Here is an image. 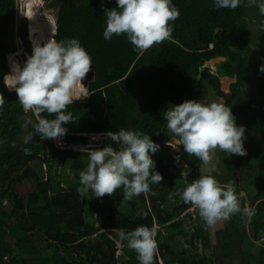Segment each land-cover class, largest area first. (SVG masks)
I'll list each match as a JSON object with an SVG mask.
<instances>
[{
    "label": "trees",
    "instance_id": "16d2710c",
    "mask_svg": "<svg viewBox=\"0 0 264 264\" xmlns=\"http://www.w3.org/2000/svg\"><path fill=\"white\" fill-rule=\"evenodd\" d=\"M19 1L0 0V264H7L5 257L9 264H139L126 241L120 243L124 253L117 256V251L118 232L140 225L156 226L154 264H222L224 256L237 264H264V252L259 251L264 247V72L259 70L264 54L257 67L247 66L253 32L246 0L236 9H217L213 0H173L180 15L169 22L170 37L145 51L134 50L125 35L104 39V13L117 6L116 0H52L59 7L54 39H79L95 71L88 98L67 106L78 117L64 125L67 133L106 134L125 128L152 135L160 145L153 159L161 182L150 184L149 192L130 201L123 199L121 189L99 198L91 191L87 197L79 195L87 152L62 149L56 140L41 139L28 123L38 119L36 114L25 113L16 92L5 86L8 54L20 46L32 53L28 20L19 17ZM220 57L224 60L216 72L206 66ZM223 76L237 78L232 99L222 89ZM250 78V92L243 102L241 86ZM209 90L213 102L230 107L237 124L245 127L247 154L229 156L217 148L211 154L213 171L183 150L178 154L186 162L181 169L190 171L184 178L181 170L172 171L180 161L166 158L175 137L163 112L185 100H202ZM40 116L54 118L46 112ZM29 132L34 138L25 145L23 137ZM109 143L117 147L111 140L101 147ZM40 158V168L29 165ZM205 172L221 184L231 183L241 207L250 209V214L241 212L224 220L215 246L210 245L199 210L192 213L193 206L178 194ZM25 180L34 186L27 198L17 190V183ZM6 237L16 239L14 248ZM200 248L213 250L218 261L199 252Z\"/></svg>",
    "mask_w": 264,
    "mask_h": 264
},
{
    "label": "clouds",
    "instance_id": "9594fccd",
    "mask_svg": "<svg viewBox=\"0 0 264 264\" xmlns=\"http://www.w3.org/2000/svg\"><path fill=\"white\" fill-rule=\"evenodd\" d=\"M242 2L213 0L217 9H236ZM247 2L249 6L256 5L264 16V0ZM116 4V7L105 10L103 37L111 40L114 35H125L137 51H145L168 39L171 34L169 22L177 20L180 15L173 0H116ZM92 65V57L79 39L57 41L51 38L44 43L33 42L31 55L27 56L23 66L13 62L12 72L4 76V84L9 90H15L25 113L31 111L38 117L28 122L35 134L43 140H56L59 144L58 138L63 139L68 132L64 125L78 118L67 110V106L89 96V86L87 89L83 80ZM259 70L264 72V64ZM226 94L233 96L232 87L230 93ZM2 106L3 100H0V111L3 110ZM45 112L49 116L54 114V118L41 117L40 114ZM163 118L167 129L176 138V142L169 145L173 149L182 145L184 152L197 157L205 165L217 148L229 156L247 154L244 147L246 129L237 124L232 109L222 102L185 100L168 107L163 112ZM105 135L116 142L117 147L109 143L103 148L86 149L87 167L80 172L79 195L87 197L91 191L94 197L99 198L121 189L123 199L130 201L141 193L149 192L150 184L161 182L162 175L157 171L153 159L160 145L153 141L152 135L125 128L108 131ZM33 138V133L29 132L23 137V143L27 145ZM95 139L97 137L94 136ZM175 159L179 161V155ZM178 194L184 203L199 210L207 226L228 220L237 213L250 214V209L241 207L231 183L221 184L206 172L178 190ZM147 214L140 213L143 216ZM156 234L154 225L151 228L140 225L127 232L121 229L118 243L126 241V246L136 252L139 264H154Z\"/></svg>",
    "mask_w": 264,
    "mask_h": 264
},
{
    "label": "rangeland",
    "instance_id": "374dc122",
    "mask_svg": "<svg viewBox=\"0 0 264 264\" xmlns=\"http://www.w3.org/2000/svg\"><path fill=\"white\" fill-rule=\"evenodd\" d=\"M20 2V10H19V17L20 18H26L28 20V32H29V38H30V41H31V48L33 50V38L31 36V30H30V20L23 14V9H22V0L19 1ZM39 11L41 12V14H51V15H54L55 17L58 15V11H59V7H56L53 5V1L52 0H40V5H39ZM246 16H247V22H249L250 24V27L252 29V32L250 34V39H251V43L249 45V50H247V53H246V62H247V66L252 69L253 67H257L258 64L260 63V60L262 59V56L264 54V16H262L260 13H259V10H258V7L256 5H252V6H249L247 0H246ZM55 35V34H54ZM251 50V51H250ZM250 51V52H249ZM14 53L16 54V58L19 60L21 66H23L24 62L26 61L27 59V56L28 55H31V53L24 47V46H20L16 51H14ZM8 60H10V53L8 54ZM223 58H217V59H213L211 60L210 62L207 63V66L211 69H213V71L215 72L216 71V67H217V64L222 61ZM9 64V63H8ZM9 67H10V64H9ZM236 81V78L233 77V78H222L221 79V86H222V89L226 92H229L231 91V87H232V84L235 83ZM84 83V82H83ZM85 85V84H84ZM250 87H251V78L246 82V84L242 85L241 86V93L243 94V102H246L247 98H248V95H249V92H250ZM11 91H15V90H11ZM89 94V93H88ZM212 91H208L207 92V96L202 99V100H196V101H203L205 103H210V102H213V96H212ZM88 98V97H86ZM86 98H82L80 100H84ZM233 98V96H232ZM78 101V100H76ZM101 136L97 139L100 141L97 145V146H94V147H91V146H77L76 144H69L67 142H63L62 138H58V143L57 144L58 146H60L61 143H63L60 147L62 149H65V148H73V149H76V150H83V151H86V149L88 148H102V144L105 142V141H109L110 139L105 135V134H100ZM96 140V139H95ZM97 140V141H98ZM176 142V138H174L172 140L171 143H175ZM183 146L180 145L178 146L177 149H173L172 147L168 149V154H166V158L168 159L169 156H173L174 158L178 155V154H182L183 152ZM180 159V164L177 165L175 164V166L172 167V171L174 173H179L180 170H181V174L184 178H186L188 176V173L190 172L189 170H186V169H181L182 166H185L186 165V162L184 160V158L182 156H179ZM176 160V159H175ZM41 163H43V158H40V159H37L35 161H31L29 163L30 166H33V167H36L37 169L40 168V165ZM217 165V164H216ZM204 168L206 169H210V170H213L215 169V163L213 164L212 163V160L209 161V163L207 165H203ZM43 169L46 168V165L43 164ZM67 173L70 174V170L68 169L67 170ZM71 176H73V174H71ZM159 187V186H158ZM34 189V186L32 184L31 181L29 180H25L23 182H18L17 183V190L18 192L25 198H27L30 193L32 192V190ZM0 192H1V188H0ZM1 200V199H0ZM3 204L6 206V207H11L10 203L8 201H4ZM196 208L192 207L190 209V211L193 213L194 210ZM193 216L195 217V214H193ZM225 225V221L224 220H220L218 221L215 225L213 226H207V230H208V234H209V240H210V245L211 246H215L217 244V237H216V233L218 230L222 229ZM156 227V226H155ZM7 238V241L10 242V246L12 248L15 247V241L16 239H11L9 237H6ZM256 243H258V245H263V242H259L257 241ZM26 245H28V243H25ZM118 246H120V249L117 251V256H121L123 253H124V250L122 249V246L120 243H118ZM260 247V246H259ZM222 251L223 253L225 254L226 250L223 249L222 247ZM259 251L261 252H264V247L261 249L259 248ZM199 252H202L204 255H206L209 259H212V257L214 256L215 259L218 261L215 253L213 252V250H211L210 248H200ZM9 257H5V262L7 264H9ZM222 264H237L236 260H231L230 259H227V256H224L223 259L221 260ZM2 262V261H0ZM25 262V261H23ZM28 263V262H26ZM219 262H215V264H218ZM4 264V262H3Z\"/></svg>",
    "mask_w": 264,
    "mask_h": 264
},
{
    "label": "bare ground",
    "instance_id": "6f19581e",
    "mask_svg": "<svg viewBox=\"0 0 264 264\" xmlns=\"http://www.w3.org/2000/svg\"><path fill=\"white\" fill-rule=\"evenodd\" d=\"M39 5H40V0H22L23 14L30 20L31 23L30 32L34 42L44 43L48 39L53 38L54 34L56 33L57 30L56 17L51 14H41V12L39 11ZM13 62L20 64L19 60L16 58V54H10V60H9L10 73L12 72ZM97 140L98 139L94 140V142L91 144L95 145V143L99 141ZM77 146H82V145H77Z\"/></svg>",
    "mask_w": 264,
    "mask_h": 264
},
{
    "label": "water",
    "instance_id": "95a60500",
    "mask_svg": "<svg viewBox=\"0 0 264 264\" xmlns=\"http://www.w3.org/2000/svg\"><path fill=\"white\" fill-rule=\"evenodd\" d=\"M56 25H57V16H56ZM57 31V30H56ZM54 38V36H53ZM88 75L84 78L83 82L85 84V87L89 86V83L91 80H93L94 75H95V71H94V67L92 66L89 73H87ZM229 99H232V94L228 95ZM101 133H67L64 137L63 140L67 143H71V144H76V145H84V146H90L92 145L91 143L94 142L93 137H100ZM100 141L96 142L94 146L99 145Z\"/></svg>",
    "mask_w": 264,
    "mask_h": 264
},
{
    "label": "flooded vegetation",
    "instance_id": "af4514ba",
    "mask_svg": "<svg viewBox=\"0 0 264 264\" xmlns=\"http://www.w3.org/2000/svg\"><path fill=\"white\" fill-rule=\"evenodd\" d=\"M88 74H86V76H87Z\"/></svg>",
    "mask_w": 264,
    "mask_h": 264
}]
</instances>
